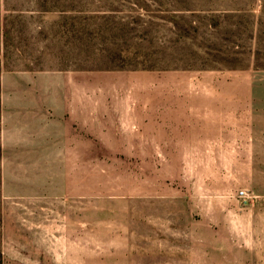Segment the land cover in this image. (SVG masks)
Listing matches in <instances>:
<instances>
[{
	"label": "rangeland",
	"instance_id": "1",
	"mask_svg": "<svg viewBox=\"0 0 264 264\" xmlns=\"http://www.w3.org/2000/svg\"><path fill=\"white\" fill-rule=\"evenodd\" d=\"M258 245L264 0H0V264Z\"/></svg>",
	"mask_w": 264,
	"mask_h": 264
},
{
	"label": "crops",
	"instance_id": "2",
	"mask_svg": "<svg viewBox=\"0 0 264 264\" xmlns=\"http://www.w3.org/2000/svg\"><path fill=\"white\" fill-rule=\"evenodd\" d=\"M195 245L193 244H187L184 246V248L182 249V251H184L185 253H193V252H199V253H202V254H206L207 252L209 254H214V253H224L225 251H228L232 254H239L241 252V245H237V244H226V245H223V244H202L200 245L199 247H194ZM253 248V250L256 252V253H259V252H262L264 251V246L262 245H258L256 246V248H254L253 246H249V249L250 248ZM234 260L236 261V264L238 261H240L241 259H239L238 256H236L234 258ZM243 261H245L244 258H242ZM255 260V259H253ZM254 263V261H253Z\"/></svg>",
	"mask_w": 264,
	"mask_h": 264
},
{
	"label": "built area",
	"instance_id": "3",
	"mask_svg": "<svg viewBox=\"0 0 264 264\" xmlns=\"http://www.w3.org/2000/svg\"><path fill=\"white\" fill-rule=\"evenodd\" d=\"M243 193H244V192H242V191L240 192V194H243Z\"/></svg>",
	"mask_w": 264,
	"mask_h": 264
}]
</instances>
